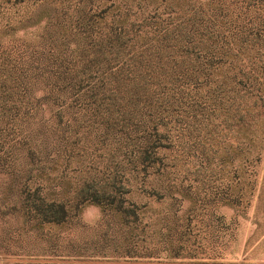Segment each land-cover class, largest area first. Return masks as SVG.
<instances>
[{
	"label": "rangeland",
	"instance_id": "obj_1",
	"mask_svg": "<svg viewBox=\"0 0 264 264\" xmlns=\"http://www.w3.org/2000/svg\"><path fill=\"white\" fill-rule=\"evenodd\" d=\"M222 1L226 14L217 15L219 21L242 29L261 22L264 29V3L258 9L259 0ZM216 5L217 0H0V65H213L201 55L216 43L211 34ZM229 33L228 55L216 65H264L263 40L254 35L245 40V32L233 39ZM117 37L124 41L120 47ZM36 86L39 95L43 83ZM40 105L38 116L16 129L17 138L42 117L50 120L53 106ZM219 111L201 130L188 132L182 122H170L173 145L161 155L180 173L176 182L184 191L177 187L174 198L164 197L152 179L142 181L141 175L132 178L125 171L129 192L123 196L143 205L148 224L144 236L137 237V255L125 252L134 243L120 216L93 202H85L65 223L25 220L28 191L39 187L38 193L49 198L73 195L78 172L74 161H64L66 141L51 134L46 147L38 146L36 158L18 146L5 163L1 155L8 145L0 148V264H264V107L250 112L262 140L252 145L251 164L239 153L246 143L240 130ZM79 137L80 144H90L83 131ZM98 147L84 153L101 167L114 152ZM235 151L229 161L227 155ZM246 168H254L245 181L250 190L240 186L243 197L236 205L218 191L227 184L244 186ZM179 246L176 255L172 250Z\"/></svg>",
	"mask_w": 264,
	"mask_h": 264
},
{
	"label": "trees",
	"instance_id": "obj_2",
	"mask_svg": "<svg viewBox=\"0 0 264 264\" xmlns=\"http://www.w3.org/2000/svg\"><path fill=\"white\" fill-rule=\"evenodd\" d=\"M257 2V8L261 9L263 0ZM224 7V2L217 0L216 17L211 26L216 43L210 52L201 55L209 57L213 65H0V148L8 145L1 155L4 163L11 157V150L18 146L26 147L29 156L36 158L38 146L46 147L53 134L66 141L64 161H74L77 168L73 171L78 172L71 197L49 198L38 193L39 187L34 192L28 191L24 201L27 222L65 223L78 214L85 202H93L120 216L134 243L127 245L125 252L137 255V237L144 236L148 224L143 222V205L123 196L129 192L125 191V182L129 183L125 171L132 173V178L141 175L142 181L152 179L164 197L174 198L177 187L183 190L176 182L180 179L177 165L161 155L173 145L169 135L171 121L182 122L181 127L188 132L201 130L206 128L204 121L220 110L230 126L236 125L240 130L246 143H242L245 149H239V153L244 163L251 164L252 145L262 141L257 138V126L250 112L256 105L264 107V65L216 64L223 63L228 55L226 32L233 39L245 32V40L254 35L264 41V29L259 22L245 29L234 26V31L226 20L217 18L221 12L225 16ZM116 39L119 47L124 44L122 37ZM121 52L119 48L115 58ZM141 60L138 55L136 61ZM38 81L43 83L39 95L36 93ZM42 101L54 108L50 120L42 117L36 128L22 131L17 138L16 129L27 119L33 121L38 116ZM78 113L81 119L77 118ZM81 131L90 144H80ZM91 132L94 135H89ZM90 145L112 148L114 154L110 156L107 152L106 161L99 167L93 158L85 156L84 151L90 150ZM101 149L95 156L97 162L103 157ZM232 153L227 155L229 161L236 157L237 152ZM253 169H242L244 186L227 184L218 192L239 205L243 197L241 187L250 190V184L245 181L254 173ZM185 189L190 190V186ZM173 213L177 220L178 213ZM177 248L172 250L176 255L180 254L181 247Z\"/></svg>",
	"mask_w": 264,
	"mask_h": 264
}]
</instances>
